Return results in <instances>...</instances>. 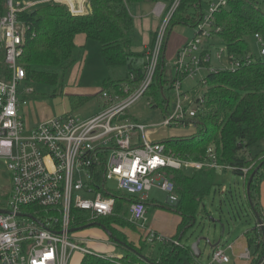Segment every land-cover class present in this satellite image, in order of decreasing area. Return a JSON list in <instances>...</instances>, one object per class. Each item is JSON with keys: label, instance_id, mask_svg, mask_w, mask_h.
Here are the masks:
<instances>
[{"label": "trees", "instance_id": "1", "mask_svg": "<svg viewBox=\"0 0 264 264\" xmlns=\"http://www.w3.org/2000/svg\"><path fill=\"white\" fill-rule=\"evenodd\" d=\"M87 2L90 7L87 14L73 15L65 5L53 3L38 5L24 14V22L30 27V33L18 62L25 70L26 81L51 87L62 83L67 71L75 64V39L82 35L99 44L108 75L95 95H70L69 104L72 112H77L93 103L95 109L90 116L98 114L138 91L146 78V68L157 41L158 30L151 34L146 49L136 51L140 37L135 28L131 7L146 3L163 4L160 26L177 2L162 35L151 83L142 94V98L148 100L149 107L160 109L166 120L173 112L167 95V90L172 89L173 81L164 79L168 39L177 26L195 29L200 24L205 14L202 10L203 0ZM254 2L231 0L226 7L213 14L211 27L213 30L219 29L216 34L223 42L225 53L235 58L239 66L233 70L214 69L209 63L201 62L200 67H206L210 72L201 81V87L206 90L193 102L195 117L181 122L188 133L171 136L158 143L164 145L167 152L186 160H200L211 148L218 163L234 167V173L241 174V170L247 169L244 176V198L252 215L256 212L264 223L260 204V185L264 181V59L254 54L249 42L254 40L255 35H260L264 41V14ZM139 57H145L146 61L142 68L135 69L132 64ZM7 76V66L0 52V79ZM186 77V74H181L177 79L184 81ZM56 95L54 90L51 96ZM124 114V117H118L115 122L138 124L128 110ZM257 144H262V148L251 154L249 149ZM165 174L173 183L177 196L174 212L178 215L179 222L172 238L181 242L188 229L195 225L196 213L204 200L214 189H220L221 182L215 170L183 172L168 169ZM252 174L254 176L248 200L246 184ZM113 196L115 204L111 215L92 219L88 214L74 210L70 227L99 223L119 241L118 244L110 240L118 249L117 255L120 257L83 254L79 264H199L191 247L183 244L180 247L160 245L158 254H155L154 249L144 254L146 241L127 217L128 207L134 199L120 193ZM144 204L146 210L163 208L154 200L146 199ZM4 206L0 203V208ZM30 208L25 207L22 211ZM127 231H137L141 236L135 241ZM243 239L245 247L252 251V259L248 264H257L264 255L261 229L255 226L243 234Z\"/></svg>", "mask_w": 264, "mask_h": 264}, {"label": "built area", "instance_id": "2", "mask_svg": "<svg viewBox=\"0 0 264 264\" xmlns=\"http://www.w3.org/2000/svg\"><path fill=\"white\" fill-rule=\"evenodd\" d=\"M229 1L208 0V10L194 29V38L177 51L172 80L176 100L172 114L163 125L185 127L181 122L195 117V107L182 105L187 98L182 90L183 81L177 76L186 74V78H193L201 62L211 63L208 51H204L200 59L195 53L201 37L219 32L211 27L212 17ZM46 3L65 5L73 15L84 14L88 4L87 0H0V52L8 70L7 78L0 79V164L10 177L7 203L0 208L6 211L0 214V264H68L75 251L94 254L70 240L72 212L88 214L92 219L111 215L115 193L134 199L128 207V221L138 228L147 243L180 247L181 242L145 224L144 200L148 192L158 188L167 193L168 201L175 205V188L165 177V170L234 172L236 169L219 164L211 148L200 160L181 159L167 152L164 145L149 142L144 133L145 125L115 122L140 100L150 85L162 36L157 37L145 80L126 101L110 105L87 119L66 113L34 126L28 125L21 114L26 100L19 99V95L33 93L30 87L23 93L20 91L21 84H26V75L18 61L30 33L23 17L26 12ZM176 4L161 24L162 35ZM163 12L164 5L156 4L155 16L160 18ZM254 40L260 48L258 55L264 59L263 38L255 35ZM223 53L225 49L217 53L216 60L226 69ZM225 57L231 66L228 69L239 66L235 58L226 53ZM246 173L247 169L241 170L243 176ZM110 182L115 187H111ZM25 207L31 208L22 211ZM79 242L81 245L88 243ZM231 251L232 244H217L212 248L208 264L230 263L228 253ZM236 257L249 262L252 251L245 247Z\"/></svg>", "mask_w": 264, "mask_h": 264}, {"label": "rangeland", "instance_id": "3", "mask_svg": "<svg viewBox=\"0 0 264 264\" xmlns=\"http://www.w3.org/2000/svg\"><path fill=\"white\" fill-rule=\"evenodd\" d=\"M253 2L254 0H249ZM208 0H203L202 10L204 13L208 10ZM255 6L260 9L264 14V0H257L254 2ZM156 5L153 4H136L131 7V13L134 17L135 28H139L137 24L140 22L149 23L150 30H158V36L161 38L162 26H159V17L154 14ZM88 10V9H87ZM159 27V28H158ZM140 29V28H139ZM140 31V30H139ZM138 35L140 41L136 46V51L144 50V41H149L150 31L145 29L143 34ZM195 31L184 26H177L173 29L172 33L168 39L167 52L165 55V69H164V79L168 82L175 78V63L176 54H173V47L176 45V40H184V43L180 48L189 40L194 38ZM82 35L78 36L76 39L79 42L82 39ZM179 41V42H180ZM201 43L198 45V51L195 53V57L199 58L202 56L204 51L209 52L210 65L216 68H222L219 62L216 60V55L220 50H224V45L217 34H212L211 37H201ZM250 45L252 51L255 55L259 54V46L256 44L255 40H250ZM179 48V49H180ZM78 49L75 52V64L67 71L65 77L62 79V83L56 87H51L49 85L38 84L26 81V84H21L20 91L23 93L26 87H30L33 94L30 96L19 95V99L26 100V104L22 106L21 114L26 120L27 124L30 125L32 120L42 121L44 119L49 120L51 118H56L66 113L72 114L74 117L80 119H87L91 114L94 113L95 106L93 103L86 105L83 109L77 112H72L68 96L70 95H81L88 96L96 93V86L92 87L91 90L88 89V84L90 78L87 73L80 79V82L75 83L78 61L80 60V55L77 54ZM146 61L145 57H139L133 61L132 66L135 69L142 68ZM225 53H223V67L231 68V66L226 62ZM107 75H108V71ZM210 72V69L206 67H199L193 78H186L182 82V90L185 94L187 100L183 101L182 105L185 108L195 107L193 104L196 98H199L201 94L206 90V88L201 87V81ZM60 76L61 73L59 72ZM98 74V73H97ZM103 75V69L101 76ZM106 75V76H107ZM106 78V77H105ZM104 79V78H102ZM102 81V80H101ZM101 83V82H100ZM62 85V86H61ZM87 86V87H86ZM101 87V86H100ZM168 86L166 85L165 88ZM100 89V88H98ZM56 91V96H51L53 91ZM134 94V93H133ZM131 94V95H133ZM35 95L38 97L36 98ZM131 95L122 101L114 103H122L126 101ZM167 95L170 99V109H174L175 105V93L173 89L167 90ZM131 115H133L138 124L145 125V137L149 142L157 143L163 139H167L171 136L178 135L179 132L186 131L184 127L176 126H165L163 125L164 118L163 113L158 108L149 107V102L146 98H140L135 102L129 109H127ZM125 114L123 115V117ZM91 117V116H90ZM34 126V125H30ZM262 144H257L249 149L251 154L257 153L261 148ZM217 176L221 182L220 189H214L210 196H208L203 205L200 207L196 213L195 225L188 229L186 234L181 240V244L185 246H191L198 238L204 237L210 241L212 245L219 244L221 246H226L232 244L233 246H240L244 249L246 246L243 239V234L255 227V220L248 209L244 198V180L239 174L232 171L217 170ZM167 177V174H165ZM111 187H115L113 182H110ZM9 186L10 177L6 172L3 165L0 164V203L6 204L7 197L9 196ZM224 189V190H223ZM225 191V192H224ZM224 192V193H222ZM147 197L149 200L158 201L163 208L162 209H152L149 208L146 214L145 224L147 227L153 226L154 229L161 231L162 234L168 236V233L173 232L176 223L178 221V215L174 212V205L170 204L168 201L167 193L161 191L158 188H153L148 192ZM154 223V224H153ZM129 232V231H127ZM140 233L137 231L129 232V237L135 241H138ZM70 240L80 246H83L94 254H101L104 256L115 255L118 252L114 244L110 242L109 237L105 232H103L99 227H89L82 231L73 232L70 234ZM80 240L87 241V245H81ZM90 243V244H89ZM160 243H147L146 247L143 249V253H147L150 249H154L155 254L159 253ZM198 249L201 256L198 258L199 264H208L210 261V255L212 249L209 244L201 240ZM235 250L234 252H229L230 263L228 264H248V261L238 259L236 256L242 251ZM83 254L79 251H75L71 255L68 264H79ZM183 264H187L184 262Z\"/></svg>", "mask_w": 264, "mask_h": 264}, {"label": "crops", "instance_id": "4", "mask_svg": "<svg viewBox=\"0 0 264 264\" xmlns=\"http://www.w3.org/2000/svg\"><path fill=\"white\" fill-rule=\"evenodd\" d=\"M85 11L86 12L84 14H87L90 12L89 4L86 5ZM148 24L149 23H146V22H140L139 24H137L138 26H140L139 27L140 29L137 28V26H136V30H138V31L140 30L139 33L143 34L144 32H147V31H145V29H148L150 31V38H151V34L153 32H155V30L151 31L149 29L150 26ZM150 38H149V41L146 40L143 42L144 43V49H146L148 47L149 42H150ZM179 41H180V39L176 40V45H175V47H173L174 49H173L172 56L174 55V53L175 54L177 53L180 46L184 43V40H181L180 42ZM75 44H76V47L78 49L77 54L79 53L78 55H80V60L78 61V69H77L78 72L76 75L75 83L77 82L78 79H79L78 82H80V79L85 75V73H87L89 78H90V81L88 84V89L91 90V86L92 87L96 86V93H97L100 90L98 88H100L103 80L105 79V77L107 75V72H106L107 70H106V67L103 63L102 54L100 51V46L98 43L91 41V40H87L84 37H82V39L79 42L77 41V39H75ZM168 44L169 43H167V46H168ZM167 46H166V52H167ZM102 69H103V75L101 76ZM102 78H104V79H102ZM96 93H94L93 95H95ZM93 95H88V96H93ZM76 96H81V95L76 94ZM88 96H82V97H88ZM44 120H46V119H44ZM44 120H42V121H44ZM42 121H39V123ZM30 123H31L30 125L38 124L37 121H35V120H32ZM186 133H188L187 130L186 131L181 130L178 135L186 134ZM239 175L242 176L243 180H244V176L242 174H239ZM224 192H222V193H224ZM147 199H148V197H147ZM260 204L262 206L263 214H264V181L260 185ZM147 212H148V209H147ZM178 222H179V218H178V221L176 223V226H177ZM150 228L152 230H154L155 232L162 234L161 231L154 229L153 226H151ZM127 233L129 234V232H127ZM175 233H176V227H175L174 231L168 233V236H166V237H173L175 235ZM240 249H241L240 246L234 245L233 246L234 254H235V250H240ZM242 250L243 249H241V251ZM109 256L120 257V255H117V253L114 256L112 254ZM200 256H201V254H200Z\"/></svg>", "mask_w": 264, "mask_h": 264}, {"label": "water", "instance_id": "5", "mask_svg": "<svg viewBox=\"0 0 264 264\" xmlns=\"http://www.w3.org/2000/svg\"><path fill=\"white\" fill-rule=\"evenodd\" d=\"M161 5H163V4H161ZM253 176H254V174H252L249 177V180H248V182L246 184V196H247L248 200H250V185H251V182L253 180ZM3 213H6V211L0 209V214H3ZM253 217H254V220H255V226H257V227H259L261 229L262 237H263V240H264V223H263V220L257 215L256 212L254 213ZM89 227H99L103 232H105L107 234V236L109 237L110 240H112L113 242L119 244V241L116 238L112 237L110 232L107 231V229L104 226L100 225L99 223H93V224L85 225V226L78 227V228H72V229L69 230V233L82 231V230L87 229ZM201 240L206 241L209 244L211 249L217 246V244L212 245L210 243V241L208 239L204 238V237L198 238L195 241V243H193L190 246L191 250H192V252L194 254V257L196 259H198L200 257V251L198 249V245H199ZM263 261H264V255L262 256V258L259 260V262L257 264H261Z\"/></svg>", "mask_w": 264, "mask_h": 264}]
</instances>
